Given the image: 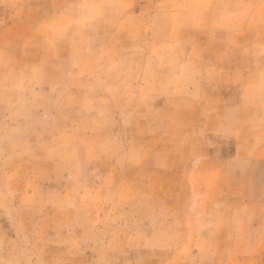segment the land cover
I'll return each instance as SVG.
<instances>
[{"label":"rangeland","instance_id":"obj_1","mask_svg":"<svg viewBox=\"0 0 264 264\" xmlns=\"http://www.w3.org/2000/svg\"><path fill=\"white\" fill-rule=\"evenodd\" d=\"M121 1L0 0V264H264L263 229L206 242L189 210L238 205V234L255 213L241 203L264 213V117L240 115L264 107V4ZM241 10L255 14L240 53L204 33L239 27ZM225 53L257 86L207 82Z\"/></svg>","mask_w":264,"mask_h":264},{"label":"crops","instance_id":"obj_2","mask_svg":"<svg viewBox=\"0 0 264 264\" xmlns=\"http://www.w3.org/2000/svg\"><path fill=\"white\" fill-rule=\"evenodd\" d=\"M216 1V0H215ZM241 4L243 5V3L246 4L245 0H240ZM120 2V1H119ZM121 2H131V0H127V1H121ZM132 2H135V0H132ZM227 2L229 1H222L220 2L221 4H227ZM214 3V0L210 1V6L211 4ZM217 4V1L215 2ZM230 4V3H229ZM264 4V0H257L256 1V6L262 5ZM207 8V13H206V19L208 20H213L216 21L217 17L221 16L223 13L222 12H217L216 9L211 10L209 9V7ZM196 6H194V11H192V13H190V15L192 16V24L193 26H195L196 24H198V29L197 26L193 27V32H191L190 34L193 37V41H199L201 42V35H202V30L200 29V14L203 13L201 11H195ZM166 14H170V15H174V16H183V14L181 15L180 12L177 13H167V12H163L161 17L164 18ZM255 12H248V11H239L237 13H234L232 15V17H234V19L239 20L240 21V25L239 27L233 29V28H223V29H216L211 27L212 29L206 30L204 31L205 34H209V35H214V36H222V35H231V42H234V46L235 49H237V52H241L244 50V41L246 40V38H248L249 36V31L246 28H249V24L248 22H250L253 17H254ZM226 14H223V16ZM263 21V19L261 20ZM164 24V21L162 22V25ZM263 23L258 24L256 29L253 30V40H255V46L257 50L260 51H264V30H263ZM197 29V30H195ZM186 35H183V37ZM236 37V38H235ZM185 39V38H184ZM183 39V41H184ZM230 42V44H231ZM232 42V43H233ZM248 43V42H247ZM224 46V45H222ZM258 47V48H257ZM224 48V47H223ZM185 50V49H184ZM234 50L233 48V44L229 45L227 47L226 52L230 53ZM227 53H225V57L223 60V63H216V64H212V67L215 69L214 72L216 74L213 75V78H209L207 82L209 83H214V84H218L220 86H226V85H231L232 82L237 78V75H241L242 78L244 79L245 83H251L252 87L257 86L256 84H254L252 81H250V71L249 68L251 67L250 65H247L245 59L241 56L239 60H234L232 57H229L227 55ZM215 65V66H214ZM259 66H262V68L264 69V63L262 64H258ZM208 66V65H207ZM210 67V66H208ZM247 70V72L245 73V71ZM261 74L259 75L258 79H256L258 81L257 84H261V86L255 89V91H257V96L255 99H258V96L261 94H264V82H262V73H264V70L260 71ZM240 73V74H239ZM237 80V79H236ZM253 84V85H252ZM251 86H248L246 89V92H249V88ZM251 87V88H252ZM245 90V89H244ZM263 90V91H262ZM260 99V98H259ZM260 101V100H259ZM258 101V102H259ZM220 107H210L206 110V116L208 115H215V116H219V114H223L220 113L219 109ZM242 112L240 113V115H248L251 117H264V107H255L252 108L250 107L248 109H241ZM260 122L264 123V118H260ZM259 135H263L264 136V131L263 132H257ZM263 149V145L261 146ZM244 150V144L241 142V144L238 146V154H243L242 156L247 157L248 155H246L244 152L242 153V151ZM241 156V155H239ZM238 156V157H239ZM241 156V157H242ZM253 158H261L264 160V156L262 157H255L253 156ZM199 191V195L200 197L203 195L202 193H204L203 191ZM219 192V191H218ZM221 192V191H220ZM201 199V198H200ZM208 200H209V204L206 205L205 203H196L194 204L192 207L189 208L190 211L193 212V222H198L199 224H197L198 228L200 229L197 232H201L203 235H205L206 238V242H210V243H216L218 242V239H221L223 242L221 243H231L234 242L236 244H242V243H256V237L259 238L260 236V231L261 229L264 230V217H263V211H260L258 209H256L255 207H253L251 204L249 203H241L239 205V207L244 208V209H248V211H253L255 210L256 212L260 213L259 215H255L251 214V218H245L243 217L239 223L242 224V233L238 234V233H234L232 230V221H230L232 218L231 216H228L229 214H225V213H230L231 210L234 209V207L238 206V205H232V206H228V205H212L211 204V195L208 196ZM199 201V199H198ZM255 208V209H254ZM222 212V213H221ZM223 212H224V218H223ZM200 213H203L202 215H199ZM262 215V216H261ZM258 216V217H257ZM222 227L224 230L221 234L216 235L215 234V229L216 227ZM204 227H208L209 230H203ZM244 229V230H243ZM250 232V233H249ZM251 233L256 234L257 236H250ZM240 237H242L243 239H241ZM248 257V256H247ZM253 258V257H251Z\"/></svg>","mask_w":264,"mask_h":264},{"label":"clouds","instance_id":"obj_3","mask_svg":"<svg viewBox=\"0 0 264 264\" xmlns=\"http://www.w3.org/2000/svg\"><path fill=\"white\" fill-rule=\"evenodd\" d=\"M261 78H262V82H264V73H262V77Z\"/></svg>","mask_w":264,"mask_h":264}]
</instances>
